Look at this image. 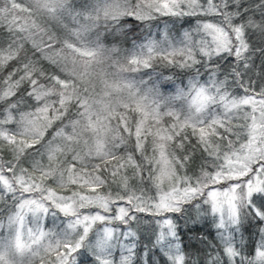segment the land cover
I'll return each mask as SVG.
<instances>
[{
  "label": "snow or ice",
  "instance_id": "snow-or-ice-1",
  "mask_svg": "<svg viewBox=\"0 0 264 264\" xmlns=\"http://www.w3.org/2000/svg\"><path fill=\"white\" fill-rule=\"evenodd\" d=\"M58 3L59 0H44L42 7L48 13L56 14ZM218 3L219 0H171L167 7H162L160 0H136L131 10H112L111 18L123 14L147 18L154 14L200 16L211 13L216 19L204 21V31L210 39L163 55L150 48L146 56L129 59L131 70L135 71L140 65L147 66L154 56L181 66L195 64L206 56L216 57L210 61L213 70L215 65L223 62L224 75L230 73L232 81H238L243 96L251 97L258 111H251L237 124L236 116L228 111L235 101L227 94L226 80L210 78L203 83L193 82L188 93L191 110L196 113L193 117L181 120L169 111L163 113L169 119L163 120L159 111L141 113L139 106L127 114L121 113L117 118L121 135L113 148L126 155L106 153L108 159L101 158L103 168L100 163L94 166L81 164L72 147V130L86 115L87 93L81 95L77 90L69 96L65 90L75 89L77 82L59 68L58 41L39 25L23 35L24 30L3 24L0 15V195L10 193L15 197L19 194L20 198L14 200V214L9 217V223L17 228V246L21 252L27 249L38 256L39 264H94L87 252L81 254L79 260H73V254L89 231V217L80 216V212L86 210L97 213L93 220L103 221L106 214L114 220L131 218L135 221L132 213L159 215L166 211H182L184 204L199 197L221 215L231 214L248 204L264 218V211H261L264 209V134L253 135L245 131L253 118H257L259 131L264 132V19L259 23H249L243 17L229 21L224 13L230 9L227 5L217 7ZM17 6L13 4V7ZM5 11L6 8H0V13ZM109 14L105 10L106 18ZM213 23L219 24L215 30ZM257 28L261 30L255 31ZM250 30L254 38L249 36ZM218 31L226 34V44H221ZM29 39L31 44L27 43ZM66 46L73 47L71 44ZM83 55L92 56L93 53L84 51ZM255 59L261 61L260 66L255 64ZM257 72L256 80L251 79L249 74L256 75ZM245 76H249L246 84ZM206 103L210 105L207 114ZM248 111L249 107L245 105V113ZM44 112H47L49 122L43 134L36 133L28 139V128L22 129L20 124L33 116L39 118ZM125 136L128 143H122ZM163 156L167 157L175 174L170 184L159 185ZM129 166L138 172L140 182H144L147 175V182L155 187L154 195L148 196L139 186L131 190L118 189L116 194L105 191V185L109 183L105 173H111L115 179L121 169ZM91 167L100 180L88 171ZM81 177L90 178V183L99 187L86 191V186L81 187L77 182ZM98 193L104 197L103 206L93 207L88 199ZM257 200L258 205L253 207ZM162 202L166 207L161 206ZM48 207L76 217L74 222H69L68 231L76 229L77 234L45 244L48 236L43 231L25 230V215L46 212ZM110 243L108 230L103 229L90 247L93 252L100 247L107 250ZM4 255L5 252L0 251V264H6ZM255 260L264 264V250H257Z\"/></svg>",
  "mask_w": 264,
  "mask_h": 264
},
{
  "label": "trees",
  "instance_id": "trees-1",
  "mask_svg": "<svg viewBox=\"0 0 264 264\" xmlns=\"http://www.w3.org/2000/svg\"><path fill=\"white\" fill-rule=\"evenodd\" d=\"M43 3L44 0H0V8L7 9L0 15L3 16V24L24 30L23 35H27L29 29L35 30L37 25L52 34L58 41L60 70L69 78L74 77L77 82L75 89L65 90L69 96L77 90L81 95L87 93L86 115L79 119L72 130V147L81 164L94 166L100 163L103 168L101 158L107 160L106 153L126 155L116 151L113 145L121 135L117 118L132 108L139 106L141 113L159 111L163 120L169 119L163 115L169 111L181 120L195 116L188 97L193 82L203 83L210 78L226 80L227 94L232 100L244 97L238 81L233 82L230 73L224 75L223 62L215 65L213 70L210 61L216 57L206 56L195 64L181 66L154 56L147 66L140 65L135 71L131 70L128 63L132 55L137 58L146 56L150 48L163 55L189 47L193 42L210 39L204 31V21L216 19L211 13L200 16L154 14L147 18L123 14L113 19L112 10H131L136 0H59L56 14L44 10ZM170 3L171 0H160L162 7ZM13 4L18 6L13 7ZM226 5L230 10L225 11L224 15L229 21L243 17L249 23H259L264 19V0H219L217 7L224 8ZM105 10L110 13L107 18ZM217 27L218 23L212 24L214 30ZM260 30L255 29L257 32ZM249 36L254 38L252 30ZM68 42L92 46L96 51L92 56H83L68 48ZM27 43L31 44L32 41L29 39ZM254 62L257 66L261 65L259 59ZM258 75V72L256 75L249 74L253 80ZM249 76H245V84ZM245 105L249 107L248 113H245ZM209 106L205 104V114ZM251 109L249 104L242 103L228 111L236 116V123L240 124L246 115L251 114ZM48 122L47 112H44L39 118L33 116L31 120L20 124V127L28 128L27 138L31 139L33 134L42 135ZM147 122L148 118L144 123ZM122 143H128L126 136ZM36 160L39 161L40 157L37 156ZM196 163L198 165L199 161ZM88 171L92 172L96 180H100L95 175L94 167ZM174 174L167 157L163 156L159 185L170 184ZM105 178L109 182L105 185L106 192L116 194L118 189L131 190L139 186L148 196L155 194V187L149 185L147 175L144 182H140L138 172L131 166L121 169L115 179L111 173H105ZM77 182L81 187L86 186V191H94L99 187L93 186L90 178L81 177ZM19 198V194L15 197L10 193L0 195V251L5 252L6 264H39L38 256L27 249L21 254L14 248V227L9 225V217L14 214V200ZM103 199L98 193L96 197L89 198L88 203L93 207L103 206ZM239 210L237 224L228 230L220 227L210 205L199 197L190 204H184L182 211H166L159 215L132 213L136 217L135 221L131 218L114 220L106 214L103 221L93 220L92 217L97 213L86 210L80 212V216L92 218L91 224L88 225L89 231L84 236L83 244L73 254V260H79L81 254L87 252L94 264H258L255 254L257 250H264V218L249 205L240 206ZM32 214L27 215L26 223L29 228L39 229L48 236L44 240L45 244L49 240L77 234L76 229L68 231L69 222H74L76 217L54 207H48L46 212ZM166 220L170 221V225H167L171 227L169 238L165 237L162 227ZM103 229L113 232L106 257L99 255L102 247L96 252L90 247Z\"/></svg>",
  "mask_w": 264,
  "mask_h": 264
},
{
  "label": "rangeland",
  "instance_id": "rangeland-1",
  "mask_svg": "<svg viewBox=\"0 0 264 264\" xmlns=\"http://www.w3.org/2000/svg\"><path fill=\"white\" fill-rule=\"evenodd\" d=\"M11 1L13 2V0H11ZM217 36L220 39V42H221L222 45H224V44L227 43V41H226V34H221V32L218 31L217 32ZM67 44H71L73 46L71 49L75 53L80 54V55H83V52L84 51H91L93 54L96 51L95 48H93L92 46L78 45L76 43H70V42H68ZM83 56H86V55H83ZM133 57H135V55H132L130 57V59L133 58ZM234 101H235V103L234 104H230L229 109H232L236 105H240L242 103H247V104H249L252 107V109H251L252 111H258V109L256 108V103L252 100L251 97H247V98L242 97V98H239V99H234ZM262 118H264V115H262ZM259 129H260V124L258 122V119L257 118H253L252 122L249 124V128H248L247 131L248 132H251L253 135L264 134V132L259 131ZM233 163H237V162H233ZM210 195H213V194H210ZM258 203H259L258 200L255 201V205H253V207L257 206ZM244 205H248V204H244ZM244 205H242V206H244ZM161 206L162 207H166V205L163 204V202H162ZM211 209H212V207H211ZM251 209H252V207H251ZM261 211H264V209H261ZM212 212L216 215L217 220H218V223H219L220 227H222L223 229H227V230L229 228L232 229V227L237 224V222H238L237 220H239V218H238V215H239V212H240L239 208H238L237 211H233L231 214H229L228 212H225L223 215H221V213L219 211H214L213 209H212ZM255 213L258 214L257 212H255ZM30 214H32V213H28V214L25 215V220H24L25 230L27 228H29V226H28V224L26 222H27V215H30ZM91 220H92V218H89L88 219V225L91 224ZM169 222H170L169 220H166L165 223H162V227L164 228V231H165L164 232L165 233L164 235H165L166 238H169L170 235H171V230H170L171 227H167V225H170ZM81 223L83 224V221H81ZM9 225H11V227H14V231H13V234H12V237L14 236V248L18 252H21L20 251V248L17 246V244H18L17 239H16V236H17V228L15 226H13V224H10L9 223ZM108 233L111 236V233H113V232H111L110 230H108ZM25 239H26V237H25ZM5 244H7V242ZM107 251H108V249L105 250L102 247V249L100 250L99 255L102 256V257L103 256L106 257ZM21 254H22V252H21ZM105 257L103 258L104 260H106ZM177 258L179 259L180 256H178Z\"/></svg>",
  "mask_w": 264,
  "mask_h": 264
}]
</instances>
